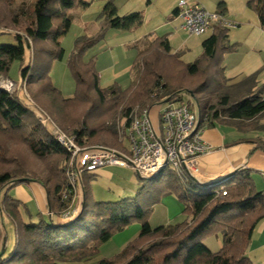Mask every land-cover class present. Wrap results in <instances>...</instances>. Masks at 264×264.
<instances>
[{
    "label": "trees",
    "instance_id": "16d2710c",
    "mask_svg": "<svg viewBox=\"0 0 264 264\" xmlns=\"http://www.w3.org/2000/svg\"><path fill=\"white\" fill-rule=\"evenodd\" d=\"M76 1L34 0L27 14L25 10L6 13L13 0H0L3 12L0 36L10 34L14 41L0 44V76L8 78L11 64L19 62L20 78L26 86L34 87L32 98L42 108V114L54 128L69 133L64 134L77 146L97 143L102 147L111 144L123 148L125 130L142 110L166 100L164 105L181 102L184 93H191L195 99L201 128L231 121L264 132V125H255L264 116V83L258 86L254 74L227 86L228 80L223 75L222 56L234 49L223 45L229 29L215 28L201 42L202 55L190 64H184L178 53H172L166 37L155 38L137 51L127 89L117 84L101 88L94 63L84 62V53L102 39L107 28L129 32L143 24L140 11L119 16L113 0H108L101 9L97 36L75 40L67 60L75 93L71 98H64L52 84L50 71L54 61L63 59L60 39L70 28L67 11ZM79 4L88 5L82 0ZM218 6L223 13L224 4ZM246 6L264 28V0H249ZM175 14L177 8L172 11V15ZM22 15L29 22L25 32L11 33L8 28L15 27ZM27 51L31 53V60L24 67ZM187 79L195 81L191 90L186 89ZM199 95L210 98L200 102L196 98ZM0 135L9 136L13 145H25L34 157L48 161L49 174L57 179L50 189L49 182L34 176L18 161L12 169L0 170V221L6 219L13 230V243L10 247L4 246L0 264L90 261L102 244L132 223L140 224L137 238L118 254L101 258L96 264H253L247 249L256 225L264 220V191L256 190L251 171L237 170L213 185L198 184L189 175L179 176L170 170L148 180L139 179L135 173L144 184L134 197L115 202L94 201L90 183L95 176L83 173L82 203L72 220L68 218L64 224H55L40 213L35 215L36 221L32 217L25 220L20 202L9 195L10 188L25 184L19 183L21 179L35 181L46 190L51 214L61 215L63 219L70 210L77 186L74 188L67 180V163L60 168V162L69 161L70 154L56 141L50 129L7 92H0ZM251 142L264 152L263 139ZM5 161L7 158L0 153V163ZM223 192L226 194L222 195ZM166 195L176 196L190 220L152 227L149 216ZM3 222L0 229L6 233L7 226ZM218 233L221 247L213 252L205 240Z\"/></svg>",
    "mask_w": 264,
    "mask_h": 264
},
{
    "label": "rangeland",
    "instance_id": "374dc122",
    "mask_svg": "<svg viewBox=\"0 0 264 264\" xmlns=\"http://www.w3.org/2000/svg\"><path fill=\"white\" fill-rule=\"evenodd\" d=\"M82 1L88 3L87 7H83L79 4V0H77L76 5L67 11L71 19V25L68 32L60 39L61 47L64 50V56L61 61H54L52 63L50 71L52 84L60 91L64 98H71L75 93V84L67 67V60L73 51L75 40L78 37L94 38L97 36L101 27V9L108 0ZM147 1H149V3ZM178 1L179 0H113L119 16L140 11L143 14V24L129 32L107 28L103 31L102 39L84 53L83 61L86 63L92 61L94 63L95 69L100 76L101 88H107L112 84H117L121 89L125 90L130 86L132 80L131 67L135 60L136 52L142 50L140 41L148 34H151L154 38L166 37L171 46L172 53H178L180 60L184 64L193 63L202 55L200 39L208 37L210 31L201 35L199 38L198 36L188 35L178 29L180 21L170 22L171 12L174 7L177 6ZM33 3L34 0H13V5L8 8L6 13L12 11L20 13L21 10H25L28 14L30 5L33 7ZM1 9L0 7V15H3ZM28 24L27 17L22 15L19 16L16 26L8 29L11 33L16 31L23 33ZM236 29H230L231 33ZM13 42V36L10 34L0 36V44H12ZM30 60L31 53L27 51L25 53L23 66L27 67ZM20 79V64L19 62H13L8 71V78L0 76V87L4 84L7 85V83H15L17 87L15 90H8L9 94L15 96L31 111L34 117L39 120V117H44V115L42 114V108L32 98L31 91L34 87L31 88L25 85L24 88H20ZM185 82L186 89L191 90V86L195 81L187 79ZM183 95L187 96V93ZM235 97L236 96L233 95L232 100L236 99ZM196 98H198L200 102H206L210 97L208 95H199ZM156 119L158 120V115H156ZM256 124L264 125V116L258 119L255 122V125ZM64 133L67 135L69 134L66 132ZM8 137L0 135V153L7 158V161L0 163V170H10L15 167L14 164L18 161L28 171L34 174V176L44 182H49L48 186L51 189L55 182H57V179L49 174L48 161L34 157L25 145H13ZM124 145L127 146L126 141H124ZM95 146L101 145L90 143L85 148ZM104 147L114 150L120 149V147L111 144L104 145ZM66 163L69 167V161L65 160L60 162V168L63 169ZM105 171L108 172L107 175H97L90 183L91 195L94 201L115 202L124 198L134 197L136 191L144 184L143 181L138 180L136 174L130 168H121L117 166L106 167ZM80 191L81 190L77 189V196L81 199L82 192ZM168 196H172L178 201L174 195H166L164 197ZM163 198H161V200ZM180 204L182 206V217L177 218L175 220L176 223L189 218L183 213L184 205L182 203ZM155 212H151L149 216V218H153L152 226L158 225L154 223H157L155 220L159 217V211ZM2 222L0 221V228H2ZM0 232V242L4 243L3 230L0 229ZM8 232L13 234V230H8ZM113 236L99 247L96 259H93L90 264H95L101 258H111L116 255V249L113 247ZM205 242L211 251L216 252L221 247V235L219 233L210 235L206 238ZM103 246H105L104 250L107 249L105 253L108 256L99 257L100 248Z\"/></svg>",
    "mask_w": 264,
    "mask_h": 264
},
{
    "label": "crops",
    "instance_id": "0c3cea01",
    "mask_svg": "<svg viewBox=\"0 0 264 264\" xmlns=\"http://www.w3.org/2000/svg\"><path fill=\"white\" fill-rule=\"evenodd\" d=\"M180 1L182 0H179L178 3ZM184 1L189 4L194 3L204 6L210 12L223 14L227 20L235 24V27L232 29H237L233 30L232 33L229 30L227 39L223 42V45L226 47H234L231 52H227L222 56L221 67L223 68L224 77L228 80L227 86L237 84L244 78L254 74L257 76L256 83L258 86L263 84L264 28L260 26L256 14L247 8L246 4L249 0ZM147 2L149 3V1ZM219 3L224 4L225 11L223 13H221L222 10L218 6ZM171 21H180V19L177 17V14L172 15L171 12ZM178 29H180L179 24ZM213 30H210L208 37L212 34ZM198 37L200 38V36ZM154 39L151 34L144 36L140 41L141 48L144 49ZM204 39H200V42ZM164 106L156 104L150 109L151 119L154 123L158 122L156 115H158ZM201 136L202 140L210 146L211 150L198 158L199 173L194 178L198 184L213 185L225 180L237 170L247 169L251 171V177L256 190L264 191V152L256 149V145L251 142L256 138L264 140V132L253 130L245 125L240 126L230 121L226 124L215 123L213 127L204 126ZM103 169L97 170L92 174L95 178L97 175H107L106 168ZM9 195L20 202V212L25 220L32 217L33 221H36L35 215L40 213L43 218H48L55 224H64L67 222L66 219H62L61 215L56 216L50 213L46 190L35 181H29L25 184L10 188ZM81 203L82 194L81 199L76 194L72 207L68 211L72 214L69 221L79 213ZM155 211H159V217L155 220L157 223H154L158 224L156 226L177 224L175 220L182 217V206L172 196L164 197L159 204L154 206L152 212ZM189 220L190 218L184 221ZM152 222L153 218L151 217L149 218L150 225ZM3 223L4 226H7V232L5 233L3 230V236L6 237V241L4 240V243L0 242V251L4 246L10 247L13 243V234L8 232V230L12 231V227L6 219ZM139 231V223H132L122 231L114 234L113 247L116 249V254L121 252L127 244L134 241ZM104 249L105 246L100 248L99 257L108 256L105 253L107 249ZM247 256L253 264H264V220L256 225L252 233L251 242L247 249ZM96 257L97 254L93 259H96ZM92 260L69 264H90Z\"/></svg>",
    "mask_w": 264,
    "mask_h": 264
},
{
    "label": "built area",
    "instance_id": "2783aa9c",
    "mask_svg": "<svg viewBox=\"0 0 264 264\" xmlns=\"http://www.w3.org/2000/svg\"><path fill=\"white\" fill-rule=\"evenodd\" d=\"M177 17L180 30L191 36H201L215 28L230 30L235 27L223 14L184 0L178 3ZM1 87L9 93L8 90H15L17 85L7 83ZM19 87H25L22 80ZM199 119L195 99L187 93L181 102L165 105L158 113L157 123L152 121L150 109L142 110L125 130L123 141L127 142V147L123 145V148L114 150L100 146L79 147L72 138L54 128L48 118L39 117L41 124L50 129L56 141L69 152L67 180L79 190L83 173H93L106 167L130 168L147 179L155 178L164 170L196 178L198 158L211 150L202 140ZM71 216L66 212L63 219Z\"/></svg>",
    "mask_w": 264,
    "mask_h": 264
},
{
    "label": "water",
    "instance_id": "95a60500",
    "mask_svg": "<svg viewBox=\"0 0 264 264\" xmlns=\"http://www.w3.org/2000/svg\"><path fill=\"white\" fill-rule=\"evenodd\" d=\"M0 92H7L4 88H2V87H0ZM189 95L190 96H192L193 97V95L191 94V93H189ZM168 102V100H166V101H163V102H161V103H159V106L160 105H164L165 103H167ZM138 176V175H137ZM138 178L139 179H141V180H148L147 178H142V177H140V176H138ZM29 181H31V180H28V179H21V180H19V183H27V182H29ZM5 252V248L3 247V249L1 250V253H0V257H1V255L3 254Z\"/></svg>",
    "mask_w": 264,
    "mask_h": 264
}]
</instances>
